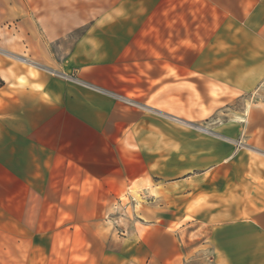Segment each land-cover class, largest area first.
Returning a JSON list of instances; mask_svg holds the SVG:
<instances>
[{
    "label": "crops",
    "instance_id": "1",
    "mask_svg": "<svg viewBox=\"0 0 264 264\" xmlns=\"http://www.w3.org/2000/svg\"><path fill=\"white\" fill-rule=\"evenodd\" d=\"M0 77L13 249L23 235L47 264H264V0H0ZM214 89L246 108L204 137L182 128ZM126 202L140 211L117 237L105 225Z\"/></svg>",
    "mask_w": 264,
    "mask_h": 264
},
{
    "label": "rangeland",
    "instance_id": "2",
    "mask_svg": "<svg viewBox=\"0 0 264 264\" xmlns=\"http://www.w3.org/2000/svg\"><path fill=\"white\" fill-rule=\"evenodd\" d=\"M82 32V29L75 32L72 35V39H75L77 36L82 34ZM182 57H184L182 58V63L185 62L187 64L188 62H192L191 59H188V56L182 55ZM219 93L220 92L216 89L212 91L213 105H209L208 107L204 105L203 102H201L199 92L197 93V103L199 101V105L194 107L202 110V113L204 115V117H202L200 121L192 120V115H188V112H186V110L188 109L187 105H183L182 114H180L179 117L182 128L195 131L204 137L206 130L209 131L219 129L220 125H222L223 122H228L229 119H235V114L238 110L243 111L246 108V106L244 105V100L242 99H232V102L230 104H227L228 106L222 105L221 103L223 99ZM199 140L202 141L203 139L192 138V142ZM198 145H203V143H200ZM0 179L3 181L5 180V178H3V174ZM135 211L136 213H139L140 211L139 202H126L123 204L117 203L116 217L114 219H110V223L108 224L110 226H105L108 228L111 227L110 231L117 237H125L127 235L126 229H128V226L132 225V223L138 218ZM106 220L108 221V219ZM121 232H123V234ZM19 243L20 245L13 249L12 247L14 245L16 246V241L14 242L12 237H9L7 233H4L3 229L0 230V264H6V259L15 261V264H47L46 258L48 257V250L45 251L41 249H33L32 240L28 242V239H26V237H24L23 235H21V240H19ZM37 243L44 244L46 243V239H44V237L38 238ZM6 245H8V250ZM63 255V250L54 251L52 256L54 258H58V260L53 264H57L58 262H60V259ZM207 256L209 255H206L204 250H200L198 253L190 257L187 264H210V262L208 261L209 258L207 259ZM3 259H5L6 261L4 262Z\"/></svg>",
    "mask_w": 264,
    "mask_h": 264
},
{
    "label": "built area",
    "instance_id": "3",
    "mask_svg": "<svg viewBox=\"0 0 264 264\" xmlns=\"http://www.w3.org/2000/svg\"><path fill=\"white\" fill-rule=\"evenodd\" d=\"M61 77H65V78H69V76L68 75H66V74H59ZM124 101H126L127 103H129V104H131V105H136V106H139V107H141L142 105L141 104H139V103H137V102H134V101H132V100H130V99H124Z\"/></svg>",
    "mask_w": 264,
    "mask_h": 264
},
{
    "label": "trees",
    "instance_id": "4",
    "mask_svg": "<svg viewBox=\"0 0 264 264\" xmlns=\"http://www.w3.org/2000/svg\"><path fill=\"white\" fill-rule=\"evenodd\" d=\"M4 85V80L0 77V87Z\"/></svg>",
    "mask_w": 264,
    "mask_h": 264
}]
</instances>
